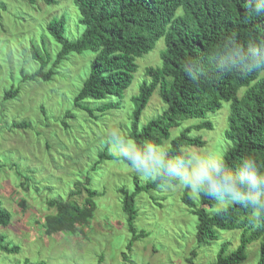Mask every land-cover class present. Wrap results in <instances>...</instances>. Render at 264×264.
<instances>
[{
  "label": "rangeland",
  "instance_id": "1",
  "mask_svg": "<svg viewBox=\"0 0 264 264\" xmlns=\"http://www.w3.org/2000/svg\"><path fill=\"white\" fill-rule=\"evenodd\" d=\"M55 2L45 5L39 0L35 4L0 0V208L11 216L8 226H0V240L19 248L13 253L0 251V264H99L101 257V264H190L188 259H192L191 264H212L222 242H228V253L234 251L240 231L222 232L220 240L210 245L197 243V218L182 202L187 187L180 178L177 185L164 183L137 196L136 227L148 236L127 250L131 235L118 189L134 191L135 177L145 183L154 180L160 169L130 167L120 160H102L93 172L91 166L103 151L123 156L122 141L129 140L136 108L133 97L142 82L149 80L145 69L161 65L164 41L137 59L138 70L120 108L94 112L96 118L89 116L74 107V98L94 61L91 50L70 54L49 82L22 80V74L38 69L29 53L31 41L52 58L60 50L46 28L51 20L65 18L64 36L69 41L78 39L84 31L74 0ZM10 88L18 89V93L4 100V91ZM89 102L95 101L85 104L91 109L102 103ZM165 108L156 90L141 114L139 128ZM230 112V103L224 102L220 110L209 114L206 120L212 123V130L189 131L190 137H200L205 142L204 147L184 150L206 160L221 158L229 144L225 132ZM22 122L28 126H13ZM202 122L182 120L160 148L166 152L172 139ZM86 187L99 195L94 198V217L81 227L82 233L47 236L45 217L54 213L47 201L62 198L82 205L88 198ZM189 194L198 205V193L189 188ZM21 201L25 203L23 208ZM259 256V243L253 242L241 264H257Z\"/></svg>",
  "mask_w": 264,
  "mask_h": 264
},
{
  "label": "trees",
  "instance_id": "2",
  "mask_svg": "<svg viewBox=\"0 0 264 264\" xmlns=\"http://www.w3.org/2000/svg\"><path fill=\"white\" fill-rule=\"evenodd\" d=\"M35 4L38 0H26ZM45 5L55 0H39ZM79 11V23L84 27L81 36L73 41L65 38L64 17L51 20L46 26L51 37L60 45L54 58L41 53L31 41L29 53L38 69L22 74L23 81L49 82L56 69L72 53L91 50L94 61L90 72L74 98V107L95 117L94 112L105 113L119 109L125 92L131 86L138 70L137 59L151 52L164 41L160 53L161 65L148 67L138 94L133 97L136 108L128 138L138 151L146 153L147 144L158 146L170 138V131L182 120L201 119L202 123L182 131L170 141L168 157L186 158L187 147H204L200 137H190L189 131L212 130L206 118L230 103L228 128L225 132L228 147L222 155L226 167L238 174L242 162L252 160L258 176H264V0H74ZM158 90L165 109L139 128V120L153 93ZM18 89L4 91V100L16 97ZM88 104H97L91 109ZM96 118V117H95ZM25 128L26 122L14 123ZM102 160L123 161L134 165L123 156H97L91 171ZM87 177V181H89ZM179 177L159 171L154 180L139 183L134 178V191L119 188L122 212L127 231L131 235L127 250L148 233L138 230L136 198L141 193L156 190L164 183L177 185ZM88 198L79 205L73 201L55 198L47 201L54 213L45 217L47 236L66 232L82 233L81 227L94 217L99 194L86 187ZM199 204L191 198L189 188L184 190L182 202L197 218L196 239L199 245H210L220 240L222 232L240 231L234 251L228 253V242H222L216 261L212 264H241L247 259V250L253 242L259 243V260L264 264V214L238 203L216 200L198 193ZM23 208L25 203L21 201ZM10 214L0 208V226L10 224ZM0 251L18 252V246L3 244ZM2 243V244H1ZM195 257V251L191 252ZM102 257L99 259V264ZM190 264L192 259H188Z\"/></svg>",
  "mask_w": 264,
  "mask_h": 264
},
{
  "label": "clouds",
  "instance_id": "3",
  "mask_svg": "<svg viewBox=\"0 0 264 264\" xmlns=\"http://www.w3.org/2000/svg\"><path fill=\"white\" fill-rule=\"evenodd\" d=\"M122 143L125 144L123 159H131L135 167L160 169L169 176L179 177L186 187L197 193L216 200L227 198L264 214V176L257 175L252 160L243 161L239 173L234 174L220 157L206 160L193 153L186 158L171 159L160 146L152 143L147 144L146 153L138 151L131 140Z\"/></svg>",
  "mask_w": 264,
  "mask_h": 264
}]
</instances>
